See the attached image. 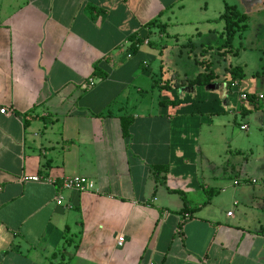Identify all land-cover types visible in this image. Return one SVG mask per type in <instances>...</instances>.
I'll return each instance as SVG.
<instances>
[{
  "label": "crops",
  "instance_id": "obj_1",
  "mask_svg": "<svg viewBox=\"0 0 264 264\" xmlns=\"http://www.w3.org/2000/svg\"><path fill=\"white\" fill-rule=\"evenodd\" d=\"M227 6L264 14V0H0V264H264V186L233 183L205 140L264 82L163 87L220 56ZM167 52L187 64L166 68ZM72 177L94 190L61 189Z\"/></svg>",
  "mask_w": 264,
  "mask_h": 264
},
{
  "label": "rangeland",
  "instance_id": "obj_2",
  "mask_svg": "<svg viewBox=\"0 0 264 264\" xmlns=\"http://www.w3.org/2000/svg\"><path fill=\"white\" fill-rule=\"evenodd\" d=\"M249 19V29L244 33L237 34L233 41V46L239 51V56H230L227 58L213 56L211 58L214 63V69L220 75L221 80L224 75V69L227 66L238 65L242 66L246 72V82L251 81L253 78L252 75H257L258 73V76L254 80L258 84L264 82L262 81L264 78V14L255 11L249 14ZM171 49H176V47H169L168 52ZM168 52L163 55L166 68L174 67L177 69L175 65L180 67L182 64H187L183 62L178 64L176 62L177 59ZM173 53L175 54V50ZM196 66L201 71L203 70L199 64H196ZM258 91L264 93V87L260 86V84ZM260 105L261 107L259 106L257 109L250 111L246 116H235L230 113L221 116V123L225 122L228 130L221 127L205 139L209 141L208 147L212 149L213 155L219 157L217 164H222L229 168L228 175L234 181L233 183H237V185L241 183L242 185L244 184L243 180L255 179V181L259 180V183L252 185V183L246 182L248 185L244 186L248 188L256 187L257 189L264 186V101ZM247 123L249 125V131H241L240 126ZM227 137H231L232 140L226 142ZM224 191H220V198L226 195L222 193ZM228 209L232 210L230 206L226 207V210Z\"/></svg>",
  "mask_w": 264,
  "mask_h": 264
},
{
  "label": "trees",
  "instance_id": "obj_3",
  "mask_svg": "<svg viewBox=\"0 0 264 264\" xmlns=\"http://www.w3.org/2000/svg\"><path fill=\"white\" fill-rule=\"evenodd\" d=\"M221 19L224 22V42L221 46L216 48L217 54H220V56L227 58L230 56L238 57L239 51L235 50L233 47V41L237 34H241L246 32L249 29V17L246 14L241 13L236 7L234 6H227L225 9V12L222 14ZM143 42L141 40H138L134 43L132 46L133 51L136 53L139 50L140 45H142ZM214 48H205L207 52L213 51ZM205 51V52H206ZM206 52V53H207ZM200 66L203 68V71L197 75V77L193 79H183L178 81H172L169 80L164 84L163 87H176V88H182V87H194V86H207L210 84H214L221 80V77L219 74L216 73L214 69V63L210 58H204L202 61L199 62ZM259 74V73H258ZM257 74V76H258ZM94 76H100L102 78H106V74L101 72L99 68H96L93 72ZM246 77L245 70L242 66H233L229 65L224 69V75L222 77L223 82H226L228 84V88L230 91L233 90L232 84L237 83L238 85L243 81ZM247 99L250 103L253 104L254 109H257V99L255 95H247ZM242 113L247 114L249 113L248 110L245 108H242ZM123 124V132L124 135L127 136L129 134V127L131 126V123L127 121L126 119H122ZM168 168H162L160 166L153 167V173L157 176V178L160 180V175L162 173H167ZM181 194L183 199L186 201L187 195L181 192H178ZM184 225V221L181 222L179 226V232L182 231Z\"/></svg>",
  "mask_w": 264,
  "mask_h": 264
},
{
  "label": "built area",
  "instance_id": "obj_4",
  "mask_svg": "<svg viewBox=\"0 0 264 264\" xmlns=\"http://www.w3.org/2000/svg\"><path fill=\"white\" fill-rule=\"evenodd\" d=\"M148 43V41L146 42ZM131 57V55H129ZM90 85L93 86L94 85V80L91 79L90 80ZM238 84L235 82L232 84V88L235 89L237 88ZM241 100L243 102H247L248 99H247V95L246 94H241ZM258 100L261 101V100H264V94H260L258 96ZM1 113L2 114H9V112H7V109H2L1 110ZM241 130H248V127L246 125H243L241 127ZM27 180H30V181H34V182H40L42 181V179L39 177V176H35V177H30V178H27ZM48 183H51L53 185L56 184L55 180L53 179H46L44 180ZM60 188L63 189V190H75V191H78V192H88V191H92L94 190L95 188V185L94 183L88 179V178H85V177H72V178H67L65 180L62 181V183L60 184ZM61 199V195L59 194V196L57 197V201L59 203ZM232 213H229V215H231ZM120 245L122 243H119Z\"/></svg>",
  "mask_w": 264,
  "mask_h": 264
}]
</instances>
